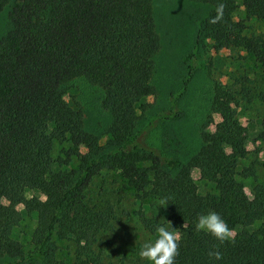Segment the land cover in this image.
Segmentation results:
<instances>
[{
    "label": "trees",
    "instance_id": "16d2710c",
    "mask_svg": "<svg viewBox=\"0 0 264 264\" xmlns=\"http://www.w3.org/2000/svg\"><path fill=\"white\" fill-rule=\"evenodd\" d=\"M11 1L0 0V13ZM194 1L212 6L196 45L209 39L217 49L244 48L264 73V34L246 33L251 19L264 28V0ZM10 18L0 38L2 264H108L106 237L129 214L122 190L141 206L153 204L151 216L143 209L138 215L147 230L156 234L164 225L178 235L174 264H264V178L256 162L242 165L249 159L246 137L234 115L223 110L216 131L203 134V146L187 162L145 140L151 122L183 117L178 97L138 128L148 97L157 94L154 0H15ZM78 78L103 91L102 107L112 118L105 142L87 130L82 106L66 98L67 84ZM59 143L69 146L55 158ZM111 174L120 187L109 186ZM248 178L256 180L253 197L245 190ZM208 212L233 230L231 241L196 230ZM64 240L75 247L71 261L58 256ZM217 250L221 260L209 257Z\"/></svg>",
    "mask_w": 264,
    "mask_h": 264
},
{
    "label": "rangeland",
    "instance_id": "374dc122",
    "mask_svg": "<svg viewBox=\"0 0 264 264\" xmlns=\"http://www.w3.org/2000/svg\"><path fill=\"white\" fill-rule=\"evenodd\" d=\"M14 1L0 13V38L12 26L10 11ZM211 8L210 4L194 0H154V16L161 37V49L155 56L152 78L157 94L148 97L150 107L139 118L138 128L149 125L156 113L169 111L173 107V97H178L175 108L183 112V117L151 122L145 140L163 155L187 162L203 146V134L214 133L222 120L223 110H228L244 128L242 135L246 137L249 159L242 161V165H247L248 161L256 162L260 166L257 175L261 180L264 178V138L261 137L264 130V73L256 58L244 48L217 49L209 39L196 45L201 21L209 15ZM242 16L243 7L239 9L237 18ZM246 24V33L250 36L264 34L259 21L251 19ZM194 65V75L189 78ZM102 97V89L84 78L73 80L66 86V98L78 102L84 110L87 130L100 135L105 142L109 137L105 131L112 118L110 112L102 107ZM68 146L57 144L55 158L64 157L63 148ZM226 148L229 150L228 146ZM193 176L200 180L199 171L194 170ZM115 177L112 174L107 176L110 187H120ZM244 183L248 196L253 197L255 178L245 179ZM122 191L126 195L124 208L129 210V214H122L115 230L106 237L108 246L103 263L151 264L139 253L146 241H154L157 233L147 230L138 215L143 209L151 216L154 206H150V200L141 206L134 200L131 190ZM58 244V256L71 261L75 251L72 242L64 240ZM120 248L123 251H119ZM2 262L0 259V264Z\"/></svg>",
    "mask_w": 264,
    "mask_h": 264
},
{
    "label": "clouds",
    "instance_id": "9594fccd",
    "mask_svg": "<svg viewBox=\"0 0 264 264\" xmlns=\"http://www.w3.org/2000/svg\"><path fill=\"white\" fill-rule=\"evenodd\" d=\"M222 5L217 9V16L210 22L215 23L222 14ZM195 228L197 231H204L215 237L221 243L233 239V230L216 212H208L198 217ZM157 236L154 241H146L141 247L139 255L150 261L151 264H174V258L178 254V235L170 231L168 227L160 225L156 229ZM209 257L215 260L222 259L220 251H210Z\"/></svg>",
    "mask_w": 264,
    "mask_h": 264
}]
</instances>
